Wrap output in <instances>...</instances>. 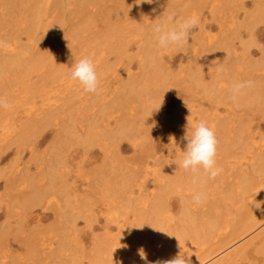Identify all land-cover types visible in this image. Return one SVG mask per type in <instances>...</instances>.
<instances>
[{
    "label": "bare ground",
    "instance_id": "obj_1",
    "mask_svg": "<svg viewBox=\"0 0 264 264\" xmlns=\"http://www.w3.org/2000/svg\"><path fill=\"white\" fill-rule=\"evenodd\" d=\"M136 2L0 0V41L6 44L0 47V97L10 105L0 108V148L4 140L17 146H31L46 129H55L54 142L48 148L49 183L40 184L41 178L34 184L33 191L22 197L21 204L23 207L41 203L49 208L51 204L60 206L58 194L63 193L61 199L65 206L61 208L77 209L69 218L63 217L64 212L59 214L65 221L60 222L59 228L51 229L57 248L47 247L52 257L59 258L57 264H145L139 255L141 250L148 264L169 260L180 252L190 256L192 264H264L263 135L259 136V131L255 130V117L230 115L242 108L252 115L264 116V74L253 73V70L264 71V56L252 67L250 52L240 55L238 46L231 43L243 35L241 28L249 29L253 17H264V0L257 1L254 13L245 12L242 22L232 15L233 11L245 7L241 0H182V4L180 0H160L159 5H137ZM206 8L218 22V33H209L213 25L207 24L206 17L202 16ZM173 9L179 13V20L197 15L200 28L208 33L211 39L208 41L214 43L207 49H200L189 39L183 46L187 66L191 69L189 77L197 88L208 92L216 83L211 71L215 68L217 72L219 66L227 72L231 87L236 81L256 82L255 87L244 90L238 105L232 102L231 87L228 88L225 93L229 100L227 119H209L206 114L202 118L216 132L219 155L229 157L231 147L236 145L245 151L254 148V153L244 162L233 160L230 164L234 165L236 180L220 187V176L207 179L201 170L202 181L194 184L191 172L175 164L166 165L157 171V179L153 182L155 194L152 192L155 196L149 199L138 187L142 178L139 179L138 172L121 171L115 180L106 175L100 179L96 173H91L97 183L101 182L105 195L115 201L121 199L133 218L110 219V223L117 221L118 233L99 240L94 254L85 262L79 258L78 242L69 230L75 231L76 214L88 216L96 204L86 192L84 196L83 192L81 195L71 193L65 182L63 162L69 147L119 142L124 137L139 136L142 129L148 130L151 136L158 131L147 129L143 118L154 106L159 108L158 92L169 82V72L161 57L166 49L159 48L151 25L164 20ZM131 45L136 47V56L132 57L138 60L140 73L137 75L131 74L129 67L124 65L129 60ZM242 45L247 46L244 41ZM205 49L206 55H201ZM232 52L235 58L231 57ZM85 56L93 59L101 77V88H104L109 70L118 71V86L107 104L94 101L92 96L97 93L85 92L78 81L71 79L72 63ZM244 63L253 70L242 69ZM239 70L245 78L240 76ZM182 112L183 109H179L171 116L177 131L186 130L187 123L181 122ZM257 119L262 120L261 117ZM259 126L260 123L256 127ZM156 128L163 130L164 127ZM184 132L180 131L181 137ZM172 141L175 152H169L167 163L170 160L179 162L183 157L175 138ZM61 145L67 146V150ZM138 145L140 147L141 143ZM113 161L106 170L115 174L120 168ZM223 165L224 160L217 159V166ZM20 175L21 183L27 181V176ZM226 177L223 175L224 179ZM213 180L217 184L212 186ZM87 186L93 184L88 182ZM201 191L207 194V200L198 208L193 195ZM83 200L88 201L84 203ZM118 208L112 202L106 211L119 216ZM8 230L0 232V264H38V253H44L47 248L45 240L39 236L41 232L33 231L39 243L36 237H27L17 243L15 232ZM149 237L153 238L152 242ZM135 239H140L141 244ZM216 254L222 256L208 263Z\"/></svg>",
    "mask_w": 264,
    "mask_h": 264
},
{
    "label": "rangeland",
    "instance_id": "obj_2",
    "mask_svg": "<svg viewBox=\"0 0 264 264\" xmlns=\"http://www.w3.org/2000/svg\"><path fill=\"white\" fill-rule=\"evenodd\" d=\"M241 1L245 7L232 12L233 16L236 15L238 17V22H242L245 18V12H255V7L259 0ZM180 3L182 4V0H180ZM171 13L174 14L175 20L178 21L180 17L179 13L174 9ZM202 16L206 17L205 22L207 24L213 25V29L209 32L210 35L218 33V22L213 20L210 9L206 8V10H203ZM250 21L252 23L249 29L245 31L244 28H241L243 35L240 38H235L231 43L233 42V44L238 46V53L240 55L250 52L248 57H250L253 67L255 63L262 61L264 56V17L256 16ZM190 40L192 44H198L197 46L200 49L205 47L207 49L210 45H214V43L209 42L211 39L208 37V33L205 34L200 26L192 33ZM242 40L247 46L242 45ZM206 49L205 52H201L200 54L206 55ZM132 55L136 56V47L131 45L128 51L129 60L124 62V65L129 67L131 74L137 75L140 73L138 60L136 57H132ZM185 55L187 54L183 47L171 46L162 51L161 57H163V64L169 72V82H166V85L158 92L160 103H162L161 109H157L158 106H154L153 111L143 118L144 126L147 129L149 128L153 131L158 130L152 136L148 130L142 129L139 136L124 137L119 142L115 141L116 143L106 144L100 142L88 146L79 145L75 149V146L69 147V144H67L71 150L69 151L68 149L65 157L66 160L63 162L65 163L63 165L66 174L65 182L68 184L71 193L81 195L83 192L84 196L86 192L96 204L88 212V216H85L86 213L76 214L75 231L69 230L70 235L74 236L78 242L79 258L85 262H88L89 257L94 254L95 250L93 249L96 248L95 246L99 243V240L107 238L108 236H115L118 233L115 228L117 221L110 223V219L124 221L125 219L130 220L133 218V216H129L128 208H125L124 202L121 199L115 201V198L105 195L101 182L98 181L97 183V180H95V177L91 173H96L100 179H103L106 175L111 180H115L116 177H120L119 173L121 171H129L130 174L138 172L140 173L139 179L142 177L141 184L138 187H141L144 197L147 199L152 198L155 196V185L153 182L157 179V171L167 165L166 161L169 160L168 147L173 146L172 140L174 138L175 143H178V147L181 150L180 153L184 154L183 149L186 141L182 139V133L180 131L184 132L186 130L181 128L180 131H177L176 125L172 120L173 117L171 118L172 114L179 109H183L181 122L183 124L187 123L185 127L189 132L191 131V126L202 119L205 114L208 115L209 119L215 117L218 119H227L229 117V113L226 111L229 108V100L225 98V93L231 86L229 85V79L226 77L227 72L224 70L223 73H218L214 68L211 72L216 76V83L212 85L208 92L204 93L203 90L194 85L191 76L189 77L191 69H189L190 66H187ZM231 57L235 58L234 52H232ZM248 63L242 64L244 66L242 69H246V72L250 69L247 66ZM109 71V75H106L108 79L106 83H103L104 88H101L100 92L92 96L94 101H98L101 104H107V102L112 100V91L113 89H117L115 87L118 86V71L113 69ZM240 73V76L245 78L243 76L244 73ZM253 73H259L260 75L264 74V71L262 69L253 70ZM149 97L151 96L149 95ZM234 111V115L230 114L233 117L240 115H245L247 119H249V116L252 118L255 117V130L259 131V136L263 135L262 139L264 140V116L259 114H254V116L252 115L253 113L246 112L242 108L235 109ZM163 113L165 114L162 115ZM168 117L170 121H167ZM257 117H261L262 120L259 121ZM163 120L164 124L162 125ZM193 121L195 122L193 123ZM259 123L260 126L257 128L256 126ZM61 124L63 123L61 122ZM157 126H163L164 128L160 130L156 128ZM57 129L58 127H56ZM54 135L55 129L48 128L31 146H17V144H12L10 141L6 142L4 140V144L0 148V232L5 228H8L11 232H15L18 239L17 243L23 242L27 237L35 238L37 235L33 231L36 230L37 234L39 231L41 232L39 236L45 240L46 247L57 248V241L54 239V232L51 229L54 230L55 227L59 228L60 222L65 221L63 217L69 218L72 212H77V209L73 211L72 209L61 208L65 206L61 199L64 198L62 197V195L64 196L63 193L58 194V204L60 206L55 204L52 206L51 204L49 208L45 203H41L31 207H23L21 204L22 197L32 192L34 184L36 185L41 178L40 184L44 185L49 183L50 176H48V173L50 169L48 164L50 160L48 148H51L52 141L54 142ZM101 140L104 141V138L102 137ZM138 143H141L140 147ZM67 146L61 145L60 147L66 148L67 150ZM241 147L239 145L232 146L231 155L227 158L217 154L218 160H224V165L220 167L223 171L218 175L221 177V183L218 187L221 184L226 186L228 181L236 180L234 176L235 170L232 169L234 165L230 164L234 162L233 160L244 162L250 157L249 155L251 153H254V148L245 151ZM111 161L116 162L120 168V170H115V174L107 171L112 166ZM160 161L162 162L160 163ZM154 172L156 173L154 174ZM21 173L24 177L27 176V181L22 182L25 183L24 185L19 180ZM100 173H102V176ZM223 175L225 177L227 175L229 178L226 177L227 179H224ZM44 176L47 179H44ZM13 182L14 184L11 185ZM88 182H91L93 186L88 187ZM216 184L217 181L213 180L212 186ZM174 196L178 198V195L174 194ZM88 200H83L82 202L86 203ZM112 202L118 205L117 213H121L118 214L119 216L115 214L111 215L110 212L106 211ZM198 208H201V205ZM63 212L65 216L61 217L59 214L63 215ZM152 241L153 238L149 237V242ZM135 242L141 244L140 239H135ZM145 242L148 243V241ZM47 248L44 253H38V257L40 258L38 264H57L59 258L52 257L51 250ZM217 254L208 263H212V261L222 256Z\"/></svg>",
    "mask_w": 264,
    "mask_h": 264
},
{
    "label": "clouds",
    "instance_id": "obj_3",
    "mask_svg": "<svg viewBox=\"0 0 264 264\" xmlns=\"http://www.w3.org/2000/svg\"><path fill=\"white\" fill-rule=\"evenodd\" d=\"M160 0H137V5H159ZM156 8H153V12ZM200 19L197 15H189L182 20L176 21L175 16L169 13L168 16L151 25V32L154 34L159 48L167 49L170 46L183 47L189 43L192 38V33L198 29ZM174 25V26H173ZM0 47H6L5 42L0 41ZM218 73H223V66L217 67ZM71 79L78 81L83 90L87 93H98L101 89V77L98 74L97 67L92 58L85 56L72 63ZM255 81L242 80L233 83L230 93L231 100L234 104L238 105L239 98L244 93L245 89L255 87ZM162 103H160L159 108ZM10 105L0 97V108H9ZM158 108V109H159ZM157 110V109H156ZM186 144L184 146V154L182 159L177 162L170 160L167 165L175 164L185 171L192 173V182L194 184L202 181L201 170L203 177L207 179H215L223 171L222 168L217 166L218 154V138L213 127H211L205 119H200L197 123L191 126V131H185L182 137ZM169 152H175V148H169ZM207 200V194L203 191L197 192L193 195L195 204L200 205ZM259 208V205H256ZM141 260L148 264L147 257L141 250ZM155 264H192L190 256L178 253L175 257L166 261H156Z\"/></svg>",
    "mask_w": 264,
    "mask_h": 264
}]
</instances>
